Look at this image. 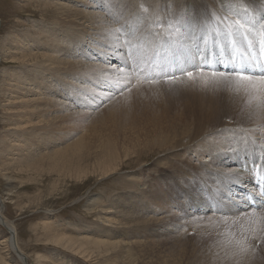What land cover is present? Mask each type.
Instances as JSON below:
<instances>
[{"label": "rangeland", "instance_id": "rangeland-1", "mask_svg": "<svg viewBox=\"0 0 264 264\" xmlns=\"http://www.w3.org/2000/svg\"><path fill=\"white\" fill-rule=\"evenodd\" d=\"M96 1L0 0V221L5 218L15 228L18 248L27 256L28 264H256V260L264 264V205L252 207L247 201L251 192L256 196L250 189L256 188L255 175L246 176L242 182L230 180L234 170L254 172V162L247 154L241 155L239 146L248 147L250 139L259 141L264 135V91L205 86L202 80L189 81L187 77L175 83L160 79L155 84L145 78L153 69L159 70L157 65L167 62L168 55H159L171 41L182 42L189 37L188 7L195 12L221 15L215 11L223 0H155L157 6L147 5L151 0H125L126 4L123 0H100L99 6H93ZM60 2L74 11L104 14L108 24L103 27L111 28L95 30L67 23L68 31H59L60 24H64L60 20ZM113 3L117 9L111 7ZM161 10L184 19L186 26L178 25L177 19L170 22L180 28L179 35L169 23L165 28L157 27L161 18L152 15ZM75 28L79 29L77 35L83 29L92 33L88 39L100 40L99 33H107L102 34L107 39L114 36L111 45L106 40V45L89 42L98 53L107 50V57L80 54L67 39L75 37ZM169 32L174 34L170 37ZM209 33L210 29L192 38L190 44L201 42L202 47L216 51L217 37ZM202 37H206V43ZM58 38H64L66 44L60 46ZM139 43L144 46L141 50L136 48ZM225 46L221 40L220 47ZM140 51L147 56L144 61L137 56ZM229 51H225L226 60L230 58ZM44 55L82 67L85 65L81 62L90 68L100 67L102 79L93 70L61 74L60 67L53 66ZM133 60L141 63L146 72L130 74L128 65ZM42 99L52 101L58 109V103L67 104L64 106L68 111L60 113L57 108L44 107ZM39 111L42 113L38 118ZM186 123L196 141L176 150L169 144L158 149L162 145V135L156 137L160 131L175 137L181 130L173 133L172 129ZM198 132L202 133L200 137ZM189 140L190 137L185 142ZM203 141L218 146L215 154L227 151L232 158L226 157L225 162L235 161L224 166L228 172L218 167L225 179L219 177V187L209 183L206 207L180 208L173 206L169 197L164 201L162 195L156 200V192L163 194L170 181V157L184 167L176 156L185 153L194 167L211 170L213 164L207 154L212 147L202 148L204 156L195 150ZM109 146L122 151L114 160L120 168L104 177L95 169V159ZM126 152L132 155L125 158ZM174 180L182 197L179 200H187L188 182ZM192 181L202 189L207 182L197 174ZM221 187L225 194L220 192ZM122 210L128 211L125 215L129 217L141 214L138 226L131 230L132 239L129 230L113 229L102 222L108 216L121 219ZM7 237V231L0 226V244ZM55 237L73 242L121 239L127 245L109 252L90 246L92 250L86 258L54 244ZM116 255L118 259L113 261ZM17 259L20 260L17 254L11 255V261Z\"/></svg>", "mask_w": 264, "mask_h": 264}, {"label": "bare ground", "instance_id": "bare-ground-1", "mask_svg": "<svg viewBox=\"0 0 264 264\" xmlns=\"http://www.w3.org/2000/svg\"><path fill=\"white\" fill-rule=\"evenodd\" d=\"M126 4V1L123 0ZM135 1V0H134ZM202 2H207V1H210V0H201ZM122 2V1H121ZM99 3H100V0H97L95 5L93 6H99ZM137 3V2H136ZM162 3V1H159V4ZM232 3H244L246 6L247 5H254L256 7H259V8H264V0H240V1H236V0H223V4L222 6H227L229 4H232ZM90 4V3H89ZM124 4V3H123ZM145 4V3H144ZM156 4V6L158 5L155 0H151V1H147V5H152L154 6ZM116 3H113L111 7L113 8H116L117 7L115 6ZM118 5V4H117ZM68 5L65 3V2H60L59 4V7H60V20H63L64 24H60V27L58 28L59 31H62V32H67L68 29H66L68 26L67 23H76V25H79V26H85V28H90V27H95L94 29L95 30H108L109 28H106V27H103V24H108V19H106L105 21V16L104 14H101L99 13V15H97L96 13L94 12H85V11H74L72 10V7H67ZM219 7L221 9L220 12H217L215 11L216 13H221L223 12V7ZM87 8H90L89 6H86ZM120 7V6H119ZM122 7H124V5H122ZM164 8V7H163ZM121 11L123 8H121ZM189 11V14H188V19L190 21V25H189V28H188V38L185 40V41H182L181 43L185 44V45H188L189 47L191 46L190 44V40L192 38H195L196 36L198 37H201V35L203 33H206L208 31H204V23H202L201 21H204L206 19V13L205 12H195L192 8V6H189L188 9ZM97 12V11H96ZM160 13L159 14H154L152 15V18H161L159 20V25H157V27H162V25L164 26L163 28H165V26L173 22H176V17H173L171 16V14L169 13V11L167 10H161L159 11ZM101 14V15H100ZM104 19V20H102ZM179 19V18H178ZM177 19V20H178ZM154 20V19H153ZM171 22V23H170ZM102 23V24H101ZM101 24V25H100ZM150 25V24H149ZM195 25V31L193 30V27ZM100 26V27H99ZM117 26V25H116ZM152 26V24H151ZM149 26V27H151ZM99 27V28H98ZM148 28V27H147ZM153 29V27H152ZM172 29V28H171ZM76 30V33H75V37L73 38H67L70 43H74L76 45V47L80 50V54L82 53H85L87 54V56L85 57H90L92 55H94L93 53H97L98 56H103V57H107L106 56V52L107 50H103L104 53H98L94 48L90 47L91 43L89 42H95V45H100V43H102L103 45H106L105 44V40L108 44H112L114 41V36L112 35H109L108 36V39L105 37H102L103 35H107V33H99V37H100V40L99 39H93L92 38H87L88 35H92V33H86V31H84L85 29H83L81 32H83L82 34L80 35H77L78 32H79V29L78 28H75ZM88 31V30H87ZM100 32V31H99ZM107 32V31H106ZM60 33V32H59ZM158 33V32H157ZM103 34V35H102ZM144 34V33H143ZM96 36V35H95ZM91 39V40H90ZM116 39V38H115ZM59 40V44L60 46H64L63 44H66V41H64V38H58ZM90 40V41H89ZM100 41V42H99ZM144 41V40H143ZM146 42V41H145ZM199 44L201 42H198ZM146 44V43H145ZM109 45V46H110ZM143 45L142 44H136V48L138 49H143ZM87 48L88 50L90 51H87ZM85 49V50H84ZM166 55L169 56V46L165 49H163L161 52H160V57L164 58ZM46 56V58L48 59L47 61L48 62H53V66H56V67H60V73L61 74H67V73H71L72 70H75L77 72H80V74L84 73V72H91L92 70L93 71H96L98 74V78L102 79V75L101 73H103V69L100 68V67H93V68H90V66H86V64H82L81 62V65H85L84 67L76 64V62H69V61H62V60H58V58L56 56H53L55 59H51V55H44ZM137 56L141 58L142 61H144L147 56L145 54H143L141 51L139 53H137ZM101 58V59H104V58ZM118 58V57H117ZM45 59V58H44ZM80 64V63H79ZM52 66V65H51ZM92 67V66H91ZM105 68V67H104ZM106 69V68H105ZM101 73H100V72ZM114 72V70H113ZM127 75V74H126ZM61 77V76H60ZM100 79V80H101ZM23 80V79H22ZM134 80V79H133ZM130 81V80H129ZM184 81V80H183ZM127 82V79L126 81ZM124 82V83H125ZM162 82V81H161ZM178 82V81H177ZM123 83V82H122ZM128 83V82H127ZM140 84V83H138ZM180 84V83H179ZM182 84V83H181ZM170 85V84H169ZM19 86V85H18ZM158 86V85H157ZM25 87V86H24ZM159 87V86H158ZM163 87V86H162ZM169 87V86H168ZM17 88V87H16ZM28 88V87H27ZM156 88V87H154ZM171 88V87H170ZM168 88V89H170ZM16 90V89H15ZM26 91V90H25ZM31 91V90H30ZM14 92V91H13ZM184 92V91H183ZM29 93V91H28ZM37 101V100H36ZM35 101V102H36ZM62 101V100H61ZM45 102V99L43 101L42 99V103ZM45 104V105H44ZM55 104V103H54ZM53 102L51 101H47L45 103H43L44 107H54L55 109L59 106H56L54 105ZM57 104V103H56ZM220 104V103H219ZM57 105H60V108L58 110H60V113L62 112H67L68 109L64 106V105H67V104H64L63 103H58ZM37 106V105H36ZM221 106V105H220ZM35 107V105H34ZM42 107V106H40ZM39 107V108H40ZM49 107V108H50ZM221 108V107H220ZM37 109V107H36ZM42 110V108H41ZM78 112V111H77ZM42 112L39 111V114L36 116V117H40ZM257 113V112H256ZM255 113V114H256ZM216 114V113H215ZM254 114V115H255ZM252 115V114H250ZM253 116V115H252ZM257 117V116H256ZM63 117H60V119H62ZM248 119V118H247ZM217 121V119L215 120V122ZM217 123V122H216ZM221 122H218V125H220ZM190 125H188V123L186 124H183L182 126L180 127H175L172 129L173 133H176L177 131L181 130L179 134H177L175 137H171L169 135H164L166 132L165 131H160L156 137L158 135H162V145H160V147L158 149H161L163 147H166L168 144L169 146L168 147H172L173 150H176V149H179V148H182V147H188L189 145H191L194 141L196 140H193V135L192 133L190 132V128H189ZM214 128V127H213ZM215 131V130H214ZM225 131V130H224ZM261 131H263V129H261ZM226 132V131H225ZM228 132V131H227ZM226 132V133H227ZM261 133V132H260ZM202 134V133H201ZM200 132L197 133V136L200 137L201 136ZM225 135V134H224ZM228 135V134H227ZM236 136V135H235ZM191 138V140H189L188 142H185L187 138ZM196 137V136H195ZM261 139L258 141H255V140H252L250 139V143H249V146L246 147V146H239L240 147V150L241 151V155H245L247 154L249 159L251 158V160L254 162V165L252 167V170H249V173H246V171H243L242 170H234L232 171V173H230L233 178H230V180L232 181H238L240 180V182L244 181L245 179H247L246 176H250L251 174L252 175H257V171H261L262 168L264 167V152H262L260 150V145L261 144H264V135L263 136H260ZM235 138V137H234ZM237 140V139H236ZM240 140V139H239ZM255 141V142H254ZM236 142V141H235ZM211 143V142H210ZM208 143V141H203L202 143H200L199 145H197V148L195 149L200 155L202 154L203 156L206 155V151L202 148L204 147H212L210 151H208L209 153L207 154V157L209 156L210 159H211V163L213 164L212 167H209V170L210 171H206L204 170L203 168L201 167H194L189 159V157L185 156V153L183 154H180L178 156H176L177 160L181 161L184 165V167H179L177 164H176V160L171 158L170 157V164H169V168H170V173L169 174V183L166 184V190L165 192L162 194L160 192V190H158V192H156V200H157V197H160V195H162L164 197V201L165 199H167L168 197L170 198L171 200V204L174 206V205H178L180 208H183V207H191L193 209H203L204 207H206V205L208 204V201H207V196L205 194H207L206 192L210 193L209 191H211L210 189L207 188V186L209 185V183H213L214 186L216 187H219L218 186V179L219 177H221L222 179H225V177L223 175H220L219 174V171H220V168L218 169V167H224V166H229V164L235 162L234 159H231V162H225L224 160H226L227 158H232V156L228 155V152L227 151H224V152H219L218 154H215V150L218 146H216V144H210ZM207 144V145H206ZM239 144V143H238ZM19 146V145H18ZM30 147V146H29ZM202 149V150H201ZM99 150V149H98ZM122 152L121 150H119V148L117 146H109L108 149H105L104 148V152L102 153V156H98V158L95 159V164H96V167L95 169L100 171L101 173H103L104 177H109V176H112L114 173H116V171L118 170V168H120L119 166V163H115L114 160L116 158V156L118 155V152ZM125 152V151H124ZM123 152V153H124ZM184 152V151H183ZM227 152V153H225ZM127 153V154H126ZM125 154V158H128L129 156H131L132 154H130L129 152H126ZM122 155V154H121ZM201 155V156H202ZM90 156V155H89ZM123 156V155H122ZM235 156H238V155H235ZM96 157V156H95ZM227 157V158H226ZM118 158V156H117ZM120 161H122V157H120ZM105 160V164H102V162ZM141 161V159L139 160ZM242 161V164H238L241 166L244 165V161ZM237 162V161H236ZM166 164V163H165ZM167 164V165H168ZM24 165V163H23ZM98 166V167H97ZM215 166V167H214ZM217 166V167H216ZM122 168V167H121ZM225 168V167H224ZM245 168V167H243ZM207 169V168H206ZM225 171L228 172V169L225 168ZM231 171V170H230ZM186 174L187 178L184 176ZM196 174L200 177V179H204L206 180L207 182H204V187L202 189V186H197L195 187L194 184H191V182H193L192 180H194ZM224 174V173H223ZM164 174L162 173L161 176H163ZM224 177V178H223ZM239 177V178H238ZM180 178L183 182H188L189 186L187 188H185V196L187 198V200L185 199L184 197V200L181 202L179 199H182V197L180 198L179 197V194H178V190L176 188V185H177V181H175L174 179H178ZM163 179L165 180V177H163ZM239 179V180H238ZM227 182V179L225 180ZM261 181V180H260ZM136 182V181H134ZM245 187H250V185L248 186H245ZM212 188V187H211ZM244 188V187H242ZM252 190H255V194L256 196H258L259 193H257L258 191L255 189V188H250ZM201 192V194H200ZM220 192L222 194H225V189L223 187L220 188ZM217 195V194H216ZM246 196V194H245ZM166 197V198H165ZM168 200V199H167ZM219 200V199H218ZM217 200V201H218ZM258 200H260V198L258 197ZM224 201V200H223ZM94 202V201H93ZM170 202V201H169ZM127 205L130 204L129 203H126ZM134 205V204H133ZM3 212V210H2ZM1 212V213H2ZM125 212H128V211H125V210H122L121 211V214L123 215H120L122 218L121 219H116L114 218V220H112L109 216L108 218L105 217L104 219H102V222L103 224L106 225H110L111 228L113 229H118V230H129L130 231V234H132L131 236V239L133 237V233H131V230L135 227V226H138V219H139V216L141 215L140 212H137V214H135V216H132V217H129L128 215H125ZM110 214L107 213L105 215H108ZM112 214V213H111ZM117 215V213H116ZM175 217V216H174ZM263 217V216H262ZM1 218V217H0ZM176 218H179L178 216H176ZM175 218V219H176ZM246 218V217H245ZM3 222L0 221V226H2L8 233V237L5 238L1 244H0V263L2 264H28L27 261V256L25 254L22 253V256H19L18 253H17V250L16 249H19L18 248V244H17V238H16V230L15 228L13 227L12 224H10L9 221H7L5 218H3ZM123 219L126 220V222L124 223L123 222ZM253 219V218H252ZM109 223V224H106ZM187 222V221H185ZM192 223V221H189ZM243 222V221H242ZM241 222V223H242ZM190 224V223H189ZM188 224V225H189ZM261 224V223H260ZM192 225V224H190ZM249 225V224H248ZM187 226V225H186ZM211 226V225H210ZM242 226V225H241ZM195 229V227H192ZM215 228V227H214ZM247 228V227H246ZM179 229V228H178ZM185 229V227H184ZM199 229V228H197ZM242 229V228H241ZM260 229V228H259ZM187 230H190V229H186ZM196 230V229H195ZM216 230V229H215ZM236 230V229H235ZM251 230V229H250ZM178 231V230H177ZM183 231V230H182ZM181 231V232H182ZM221 231V230H220ZM257 231V230H256ZM189 232V231H188ZM200 232V231H199ZM202 232H205L201 230V233ZM200 233V234H201ZM227 233V232H226ZM225 233V234H226ZM186 234V233H184ZM183 234V235H184ZM188 234V233H187ZM261 234V232H260ZM231 235V234H230ZM262 235V234H261ZM202 236V234H201ZM204 236V235H203ZM202 236V237H203ZM99 237V236H98ZM113 237V236H112ZM181 237V236H180ZM180 237H178V243L182 240ZM185 237V236H183ZM200 237V238H202ZM206 237V236H205ZM261 237V236H260ZM188 238V237H187ZM210 238V237H208ZM228 238V237H227ZM185 240H187L186 238H184ZM183 239V240H184ZM189 239V238H188ZM195 239V238H194ZM203 239V238H202ZM90 240V239H89ZM86 241V242H83V241H77V242H73V240L71 239H67V238H59V237H55L54 239V244H57V245H62L63 246V249H66L67 251H71V252H75V254H79V255H82V256H85L87 254V252L89 250H92V248L90 246H93L94 248L98 249L99 252H103V250H105L106 252H109L110 250L112 251H115V250H119V249H122L123 247H120V245H127V244H124L126 242L122 241L121 239H119L118 242H109V241H106V240H102L100 239L99 241L98 240H90V241ZM184 240V241H185ZM200 240V239H199ZM129 241V240H128ZM190 241V240H189ZM204 241V240H203ZM206 241H208L206 239ZM123 242V243H122ZM193 242V241H192ZM198 242V241H197ZM202 242V241H201ZM200 242V243H201ZM256 242V241H255ZM181 243V242H180ZM204 243V242H203ZM185 244V243H184ZM199 244V243H198ZM207 244V243H205ZM204 244V245H205ZM68 247V248H67ZM119 247V248H118ZM83 249V250H82ZM20 250V249H19ZM21 251V250H20ZM22 252V251H21ZM14 254H17L18 257H20V260H10L11 258V255H14ZM119 255V254H118ZM118 255L117 258H114L113 261L115 259H118ZM76 257V255H74ZM87 256V255H86ZM85 256V257H86ZM89 256V255H88ZM111 256V255H110ZM87 258V257H86ZM109 258V256H108ZM77 259V258H76ZM259 259V258H258ZM111 259H109L110 261ZM108 261V262H109ZM16 262H19V263H16ZM44 262V261H43ZM31 263V261H30ZM45 263V262H44ZM42 263L41 261V264H44ZM256 264H263L262 261L260 260H256L255 262ZM32 264V263H31Z\"/></svg>", "mask_w": 264, "mask_h": 264}, {"label": "snow or ice", "instance_id": "snow-or-ice-1", "mask_svg": "<svg viewBox=\"0 0 264 264\" xmlns=\"http://www.w3.org/2000/svg\"><path fill=\"white\" fill-rule=\"evenodd\" d=\"M222 7L221 15L209 11L206 19L201 21L204 23V31L210 29L211 33H215L217 50L202 47L199 43H193L189 47L179 40L171 41L167 62L157 65L159 70L153 69V72L147 74L145 78L148 83L155 84L160 79L165 83H175L182 77H187L189 81L202 80L205 86H235L237 90L243 88L251 92L264 91V8L246 6L244 3H232ZM220 11L218 8L217 12ZM177 24L186 26L182 17L177 20ZM169 27L175 29L176 35L180 34L179 27L172 24ZM193 30L195 31V25ZM173 34L169 32L167 35L171 37ZM201 39L207 42L206 37ZM221 40L226 42L225 47H220ZM227 49H230V58L225 60ZM217 64L220 65L219 68ZM148 67L151 68L152 65ZM128 71L134 75L145 73L146 69L133 60L128 65ZM260 150L264 152V144L260 145ZM259 194L264 195V185Z\"/></svg>", "mask_w": 264, "mask_h": 264}, {"label": "water", "instance_id": "water-1", "mask_svg": "<svg viewBox=\"0 0 264 264\" xmlns=\"http://www.w3.org/2000/svg\"><path fill=\"white\" fill-rule=\"evenodd\" d=\"M19 256H22V252L19 249H16Z\"/></svg>", "mask_w": 264, "mask_h": 264}]
</instances>
